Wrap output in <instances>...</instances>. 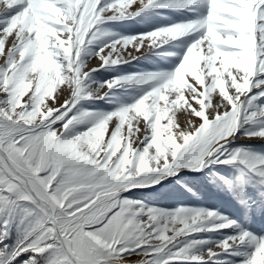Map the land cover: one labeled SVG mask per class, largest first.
<instances>
[{
    "label": "snow or ice",
    "instance_id": "obj_1",
    "mask_svg": "<svg viewBox=\"0 0 264 264\" xmlns=\"http://www.w3.org/2000/svg\"><path fill=\"white\" fill-rule=\"evenodd\" d=\"M0 264H264V0H0Z\"/></svg>",
    "mask_w": 264,
    "mask_h": 264
}]
</instances>
